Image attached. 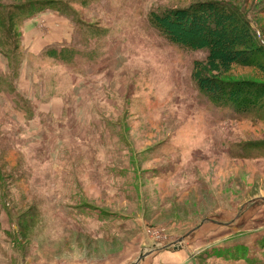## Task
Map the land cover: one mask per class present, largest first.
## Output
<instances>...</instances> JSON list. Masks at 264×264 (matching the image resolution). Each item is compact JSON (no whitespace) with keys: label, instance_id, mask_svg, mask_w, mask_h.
Segmentation results:
<instances>
[{"label":"rangeland","instance_id":"374dc122","mask_svg":"<svg viewBox=\"0 0 264 264\" xmlns=\"http://www.w3.org/2000/svg\"><path fill=\"white\" fill-rule=\"evenodd\" d=\"M63 1L80 16L76 48L88 59L65 66L45 55L42 20L47 36L36 22L21 29L14 78L0 55V73L27 104L3 83L0 264H135L181 244L204 260L220 248L218 264L244 247L264 258V150L245 149L264 142V115L214 108L192 78L207 54L169 44L148 21L216 1L241 11L264 47V0ZM24 31L44 44L38 55ZM222 77L264 81L244 67Z\"/></svg>","mask_w":264,"mask_h":264},{"label":"trees","instance_id":"16d2710c","mask_svg":"<svg viewBox=\"0 0 264 264\" xmlns=\"http://www.w3.org/2000/svg\"><path fill=\"white\" fill-rule=\"evenodd\" d=\"M72 3L63 0H36L13 5L0 4V55L5 59L14 75L20 71L24 60L21 51V29L38 17L56 13L68 20L74 27L73 42L63 47L51 48L45 55L65 66H73L80 59H88L89 53L76 48V26H82L79 14ZM82 7V6H81ZM151 27L169 44L190 52H205V62L195 61L192 78L205 99L216 109H229L235 115H264V81L226 80L223 75L235 67L253 68L264 74V47L257 40L252 24L237 8L216 1L193 4L187 8L170 9L161 13L153 11L148 18ZM94 26H88L93 28ZM86 31V30H85ZM17 94V104H23V96L15 90L12 82L0 73V89L3 83ZM264 117V116H263ZM259 147L245 149L264 150ZM263 248V250H262ZM258 250V249H257ZM214 256L223 257L214 249ZM259 255L264 253L263 240ZM244 247L241 257L248 264H264V258H251Z\"/></svg>","mask_w":264,"mask_h":264},{"label":"crops","instance_id":"0c3cea01","mask_svg":"<svg viewBox=\"0 0 264 264\" xmlns=\"http://www.w3.org/2000/svg\"><path fill=\"white\" fill-rule=\"evenodd\" d=\"M41 20L45 23V26L47 27V29L50 30V33H49L50 36L44 41L45 43L47 42L49 43L46 46H44L41 51L45 49L48 50L51 48H56V47H49V45H52V44H53L52 46H56L58 43V47L61 48L63 43L65 45V44H70L73 42L74 27L72 26V24H70L68 20L64 19L63 17H61L60 15L56 13L43 15L37 18L36 20L32 21V23L36 22L35 28L32 29L36 34L41 33V29L39 28ZM52 31H56L57 37H55L54 39L56 40L55 43H54V40H52V37H53V33H51ZM40 36H47V35L40 34ZM23 39H24V44L27 43L28 45H32V50L34 51V53H37L38 55L39 54L38 50L44 44H40L38 39L33 37L32 34L27 35L26 32L23 33ZM25 77H26V72H23L21 76L22 79L20 81L21 84L25 83ZM18 89L23 92L26 89L29 90V88H18ZM6 120L8 121V119ZM182 248L183 246L181 244V247L178 245L177 248L173 247V249L171 250H161V251H158L157 254L155 255H151V253H149V255L144 256V254H148V253H141L138 259H136L135 264H197L195 260L198 261L197 258H199L200 260L202 259L201 257L196 256V255H199L201 250L199 251L198 254H194L199 249H192L191 246H189V248L187 249H182ZM215 249L219 250L220 248L217 247ZM249 253L250 255H252L253 252L250 250L248 254ZM207 259H209L208 262H212V264H215V262L216 264L220 262L225 263V261H221L222 259L218 257L215 258V257L206 256L205 260L204 259L202 260L206 261ZM240 263L248 264V262L245 260H242V262H240V259L234 260L232 264H240Z\"/></svg>","mask_w":264,"mask_h":264},{"label":"water","instance_id":"95a60500","mask_svg":"<svg viewBox=\"0 0 264 264\" xmlns=\"http://www.w3.org/2000/svg\"><path fill=\"white\" fill-rule=\"evenodd\" d=\"M179 243V242H178ZM178 243H175L174 245H176V244H178ZM146 255H149V253L148 254H144V256H146Z\"/></svg>","mask_w":264,"mask_h":264}]
</instances>
